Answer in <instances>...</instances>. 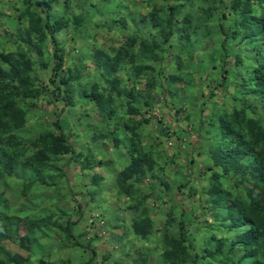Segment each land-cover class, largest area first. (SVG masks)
<instances>
[{
  "label": "rangeland",
  "instance_id": "obj_1",
  "mask_svg": "<svg viewBox=\"0 0 264 264\" xmlns=\"http://www.w3.org/2000/svg\"><path fill=\"white\" fill-rule=\"evenodd\" d=\"M251 1L245 18L233 0H0V64L9 68L4 56L29 62L31 92L39 94L15 97L12 131L0 122L3 264L13 254L25 264H237L220 254L236 262L242 256L237 237L247 228L230 211L264 180L234 162L226 171L215 155L223 160L233 146L229 137L223 143L221 126L234 111L244 109L264 128L255 74L264 64V27L255 32L244 20L253 13L264 19V2ZM48 19L66 24L43 37L37 21ZM53 37L63 54L56 76ZM93 93L113 104L100 109ZM51 135L100 165L84 170L77 156L57 162L52 152L51 166L38 167L36 152L52 149ZM246 151L234 153L240 165L264 156L260 147ZM137 160L142 173L127 177ZM9 161L10 175L3 168ZM30 217L40 222L30 237L40 239L27 249L18 240L29 234ZM51 219L60 229L47 238ZM135 220L143 237L133 232Z\"/></svg>",
  "mask_w": 264,
  "mask_h": 264
},
{
  "label": "trees",
  "instance_id": "obj_2",
  "mask_svg": "<svg viewBox=\"0 0 264 264\" xmlns=\"http://www.w3.org/2000/svg\"><path fill=\"white\" fill-rule=\"evenodd\" d=\"M259 1L262 3L264 2V0H259ZM232 6L234 11H241L242 16L245 17V15L251 13L253 4L251 0H245V1L233 0ZM42 10L44 12V8ZM218 11L221 14H223L222 10L221 11L218 10ZM253 14L254 16H252L251 19H244V20L246 25L249 22H251L256 32L257 29H259L260 27H264V19L259 17L256 13ZM225 16H223L222 18L224 19ZM31 17L35 18L33 14ZM170 18L171 19L169 20V22H172L174 19V15H171V13H170ZM37 23L40 26L44 27L45 29V30H41L39 28L38 30V32L43 37H45L48 30H50L52 32L51 35L54 36V33L56 31L61 30L66 24L63 21V19H57L54 23V27L50 25L51 21L49 19L46 21L45 25H43L38 21ZM170 26H172V23L170 24ZM182 28L184 27L182 26ZM233 32L236 34L238 32V29L233 28ZM53 48H54L53 56L57 59V63L53 69V71L55 72L53 75L56 76L58 70L63 66V54H61L60 52V47L55 37H53ZM256 52H258L257 56H260L262 54V52L259 50H256ZM98 55L102 56V53H98ZM135 56H136L135 54H132V58H134V60L136 59ZM3 58L5 61V63L3 64L6 63L9 64V68L6 69L3 65L0 64V122L4 124L5 120H7L8 127L6 130L12 131L14 126L18 122L19 113H20V109L18 107V101L16 100L15 97L34 99L37 98L39 94L31 92L33 91V89L31 88L30 76L28 73V70L31 69L30 63L26 61L20 64V61L15 59L14 61L9 62L5 56ZM99 64L107 71L110 70L112 67L110 61L105 59L104 57L102 61H99ZM255 67H256L255 74H256V90H257L256 92H261L264 94V64H259ZM16 81L19 84H17ZM51 82L54 83L53 79ZM63 84L66 85L67 82L63 81ZM112 86L115 89H117L115 81L112 82ZM68 92L69 91H67V94ZM93 95H94L93 96L94 99L97 102V106L102 110H104L105 108H110V105L113 104L111 99L106 98L104 95H99L97 93H93ZM62 97L64 99L67 98L64 95H62ZM140 99H144V100H140ZM138 100L144 102L147 106L151 104L149 103V100L144 97L139 98ZM243 110L234 111L232 113L231 119L226 121V123H222L223 125L221 124L222 136L224 140L223 143L226 144L225 140L229 137L233 141V146L227 149V153L225 154L224 156L225 158L223 159L224 161L222 160V158H218L216 154L215 163L216 165H221L224 164V162H227L225 163V165L227 164L226 171H229L231 170V168H228L229 163L231 164V162H234V164H236L238 168L241 166L244 167L245 172L249 170L250 175H252L251 177L252 179L260 178V180L262 181L264 180V156L261 155V157L257 158L253 164L251 163L249 165H245L243 162L240 165L238 160L234 159L235 152H239L240 154H242L246 150H255L257 149V147H260L262 150L260 154L264 153V128H261L259 126L257 120L248 119L245 115V112L243 113ZM135 112L139 113V110H135V108H132L129 111V113H135ZM51 138H52V143L54 144L53 147H51L52 151L49 149L48 150L39 149L36 152V156L39 157L40 160H45V161H40V160L34 161L38 167L45 168L51 166L52 161H50V158L52 156V152L54 155L58 157L57 162H61V160L63 161L64 157L69 154L71 155L70 160L72 161L74 157L77 156L75 158L76 160L74 161V163L79 165L81 169L84 168V170L85 168L91 169L93 167H98L100 165L99 163L97 164L95 163V159L92 156L93 155L92 153L86 156L85 152H81L79 155H77L74 147H71L69 144H67L66 141L61 136L51 135ZM248 153L249 151H246L245 155ZM5 155H6V151L0 148V164L2 165L4 162L3 157ZM3 168L10 175L15 170V162L9 161L3 166ZM142 168L143 167H141L139 160H137V162H135L134 165H132V167L126 172V175H129L127 177L137 178L142 173ZM29 188L30 187L28 186L27 190ZM216 191L217 189H213V192ZM4 207L5 204L0 205V216H1V210ZM234 207H237V209H235L236 212L233 209H231L230 211L231 219L235 223H237V221L240 220V222L237 223V226L239 227L244 226L247 228L245 231L238 234L237 237V244H240L239 250H242V256L236 262L230 256H227L224 253H220V254L224 255L226 259H231L232 263L264 264V186L260 185V183L258 182L253 183L251 187H249L247 190V199L240 201L239 205L237 206L234 205ZM248 215L249 218L246 219V216ZM145 221H147V219H145ZM18 222H20V220L16 219V223ZM25 222L29 234L24 235V237L19 239L18 241L21 243L22 246H24L23 248L31 249V247L35 245L34 243L37 244L39 242L38 240L40 238H37L35 236L30 237V234H33L34 230L40 225V222L32 217H30L28 220H25ZM47 222L51 223V225L45 226L46 230L44 233L46 234L45 236H47L48 238L49 236H54L52 234H55L60 228L58 227L57 221H52L51 219L48 220ZM134 222H135L134 223L135 230H133V232L136 235L143 237L144 234H146L145 229L138 226L139 222L137 220H135ZM64 231L66 232V234L73 233V231L69 228H64ZM67 239L69 242V236H67ZM69 245L73 247L80 246L78 241ZM215 254L216 253L211 252L210 256L215 257ZM51 258L52 256L48 257V259ZM26 261L27 259L22 255L13 254V256L9 258L8 264H25ZM0 264H3L1 260H0ZM41 264H48V263L45 260L44 261L42 260ZM223 264H228V263L224 262Z\"/></svg>",
  "mask_w": 264,
  "mask_h": 264
}]
</instances>
